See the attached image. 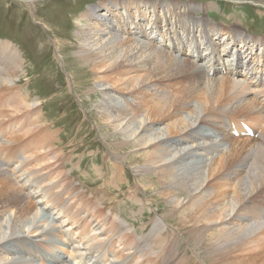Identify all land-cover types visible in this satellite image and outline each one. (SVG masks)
Instances as JSON below:
<instances>
[{
	"label": "bare ground",
	"instance_id": "1",
	"mask_svg": "<svg viewBox=\"0 0 264 264\" xmlns=\"http://www.w3.org/2000/svg\"><path fill=\"white\" fill-rule=\"evenodd\" d=\"M164 3L168 6L166 11H158ZM176 4V1L164 0H100L95 7L84 9L79 19H84L89 28L79 22L80 26L75 31L74 36L78 41L75 48L81 51L77 57L82 60L83 66L89 64L91 69L96 70L100 84L99 89L95 90L104 98L96 106L99 111L89 113L103 128L111 129V133L119 137L113 145L118 155L121 149L129 148L130 155L138 157L132 160L123 154L118 157L112 153L110 157L114 156L115 167L119 166L118 160L128 159L130 163H141L139 172L142 174L147 169L157 168V171L147 174L153 173L156 177V181H151L149 186H158V192L162 195L176 197L172 200L174 204L169 205L171 212L166 215V221L179 213L177 223H190V239L195 242L197 252L203 250L205 260L208 258L213 264L216 261L225 264H264V229L259 232L260 225L264 223L261 222L264 219V38H249L242 34L237 25L221 28L206 18L200 22L199 18L192 20L195 15L193 11L199 9L182 5L184 3ZM96 7L100 9L96 10ZM185 15V22H180L179 18ZM193 29L195 33L192 34ZM207 33L211 37L209 41H204ZM191 43L195 44L192 48L185 47L186 44L191 46ZM202 54L207 55V65L198 63L202 60ZM220 56L226 57V64L221 63ZM18 58L17 49L8 41L0 40V64L3 65L0 71V100L5 101L4 104L0 103V116L6 112L3 108H11L7 112L11 111L14 115L5 122L2 120L6 114L3 119L0 118V137L6 131L4 127H7L14 134L12 138L20 140L17 145L11 144V141L4 142L6 138L1 140L0 153L7 151L14 160L17 159L16 154L28 157L23 165H19V175L12 172L16 174L14 178L6 171L4 165L7 162L0 161V220L6 212L13 211V216L9 217V231L6 224L0 223V264L32 263L29 256L28 259H14L11 255L13 249H5L4 246L11 244L13 239L27 241L39 234V226L33 222L40 220V209L34 202L26 201L25 197L34 198L36 192L32 194L30 188L35 190L46 181L53 188L60 187L62 196L72 195L71 200L75 201L63 208L61 203L65 200L57 197L58 194L55 200L50 190L37 193L36 196L46 199L42 208H54L55 213L63 212V217L70 223L68 227L62 226L65 219L59 220L60 226L54 230L61 239L58 245L37 244L46 250L45 253L52 254L55 247L56 252L57 248H65L64 254L74 263L77 259H87L85 264H106L128 250L129 254L119 264H188L187 260L174 255L172 247L176 242L171 244L169 239L160 240L159 235L164 232L162 228L154 230L151 239V246H159V250L153 255L155 257L150 258V254L147 257L145 255L148 254L142 250L150 253V249L142 248L140 251V245L132 234L122 233L116 221L119 214L113 201L106 197L110 211L106 215L101 209H95L96 204H90L89 200L84 202L79 195L71 194L69 186L62 179L53 181L61 174L57 165L63 157L61 159L53 147L56 133L40 121L39 97L34 103V99L28 101L29 95H23L16 82H12V78L17 76L15 69ZM124 69L129 74H123V77L116 75ZM218 73L222 75L212 77ZM237 78L239 81L235 80ZM117 88L121 90L118 94L123 96L121 101L126 104L116 101L117 95L112 92ZM257 95L261 99L258 100ZM233 100L238 103L228 108L227 105H233ZM192 102L196 104L191 106ZM115 111H118L117 114ZM184 112H189V118L183 116ZM203 112L204 115L201 114ZM246 125L252 128V135L244 134L247 137L242 138L241 143L232 141V136H229L232 142L228 149L215 152L217 140L227 141L224 136L228 128L246 133ZM203 126H211L215 132H208ZM255 133L258 135L255 136ZM218 136L222 138L218 139ZM198 139H203L202 143L207 145L199 146ZM223 142L222 147L219 145L221 149L226 145ZM190 145L193 149L184 150ZM169 147L175 150L168 151ZM212 149L216 153L214 156ZM196 150H200L199 155L203 157L196 163V176L181 175L188 171L177 170L175 158L183 159L188 152L197 154ZM209 155L211 158L207 161ZM28 165L48 169V172L46 176L27 182ZM199 165H202V169L198 168ZM24 173L25 177L19 180ZM29 175L31 177V173ZM24 189L29 191L25 192ZM96 190L92 194L98 198L97 202L104 203L103 196L98 194L100 190ZM181 197L184 199L181 200ZM67 202L70 203L68 197ZM74 208L87 214L80 217V211L74 213ZM82 218V222H79ZM47 219H44L46 223ZM230 220L236 221L235 227L234 224L227 226ZM221 222L226 224L220 226ZM249 222H253L254 226L246 225ZM177 223L175 225L179 228ZM218 224L219 228L216 226ZM166 233L168 236L172 234L170 231ZM103 234H108V237L102 238ZM16 235L19 236L14 238ZM75 237L78 239L74 240ZM116 243L119 246L117 251L112 249ZM81 244L85 252L81 251ZM27 252L31 254L32 251L27 249ZM33 256L36 257V254ZM53 259L51 256L50 260L46 257L39 260L47 264Z\"/></svg>",
	"mask_w": 264,
	"mask_h": 264
},
{
	"label": "rangeland",
	"instance_id": "2",
	"mask_svg": "<svg viewBox=\"0 0 264 264\" xmlns=\"http://www.w3.org/2000/svg\"><path fill=\"white\" fill-rule=\"evenodd\" d=\"M164 1H171L174 3L176 1L178 3L176 4V6H179L180 3H184L182 5H189L192 9L198 8L199 10L193 11L195 12V15L192 20L196 21L199 18L200 22L202 21V19L206 18L209 19L208 21H210L211 23H215L216 26L221 28L230 27L231 25H237L239 30L242 31V34L248 35L249 38H264V0ZM99 2L100 0H0V40H6L8 41V43H10V45L14 46L17 49V57L19 56V58L17 59L18 64L15 69V73L17 74V76H14L12 78V82H16L17 86L20 88L21 93H24L23 95H29L28 101L31 102L30 99H34L32 101L34 103L39 97V107L41 111L40 113H42V115L40 116V121H42V125L44 124L46 126H49V130L56 133L53 147L54 149H57L58 155H61V159L62 157L63 159L62 162L59 161L61 164L58 162L57 165L60 166L59 168L61 169V174L56 178V180L53 181L58 182L59 179H62V181L69 186L68 190H71V194L79 195V197L82 198V201L84 200V202L89 200L90 204H96L95 209L98 211L99 209H101L106 213V215L110 214V211L107 208L109 206V202L106 200V197L108 198V200L110 199L111 201H113L114 208L119 214L118 219L116 220L119 223V228L122 229L121 231L123 234H132V237H134L138 241L137 244L140 245V251L142 250V248L150 249V253H147L146 250H142V252L145 251L146 254H148L145 256L148 257L150 254V256H152H149L150 258L155 257L153 255L157 253V251L159 250V246H151V239L152 236H154V230L162 228L164 232L159 235V238L160 240L169 239V242H171V244H175L176 242L175 246L172 247L175 256H177L178 258H182L183 260H187L186 262L188 264H213L208 258H206L207 260L204 259L203 250L199 253L197 252V248L194 247L196 246V244L190 239L189 235V233H191L189 228L190 223H177V221L179 220L178 218H180V216L178 215L179 213L176 217H171L172 219L169 218L166 221V215L168 216L171 212V207L169 205L174 204L172 200H174V198L176 197L162 195L160 192H158V186H149L151 181H156V177L153 173H149V175L147 174L148 172L157 171V168L152 167L150 170L147 169L146 173H144L143 171L142 174L141 172H139L142 168L140 162L133 161L134 163H130L128 159L125 160L123 158V160H120V162L118 160L119 166L115 167V165L113 164L116 163V160L113 159V155L112 158L110 156L112 153L114 155L117 154L114 151L113 145L117 140H119V137H115V135L111 133V129L103 128L89 113L90 111H94L93 113L98 112L99 110L96 106L100 102H102L104 98L102 97V94L98 93L97 90H95L99 89L98 84H100L97 78L98 74L96 70L91 69L89 64L83 66L81 64L82 60L77 57V54H79L81 51L79 50V48H75V44L78 43V41H76L74 35L77 27L80 26L79 22L82 25L83 23L86 24V21L84 19H79L81 13H84L86 8L89 6L95 7L99 4ZM167 8L168 6L164 3V5L161 6L158 11L164 12ZM95 9L99 10L100 7H96ZM186 16L187 15H185L184 18L180 17V22H185V20L187 19ZM172 24L174 25V20ZM84 27L89 28L87 24ZM176 30L181 32L179 28H176ZM147 31H149V29ZM191 33H195V29H193ZM210 37L211 35L207 33L204 41H206V39L209 41ZM208 44H210V42H208ZM187 46L189 48H192L193 43H191V46L189 44H186L185 47ZM206 56L207 55L202 54V60L198 61L200 65H207L208 59L205 58ZM220 59L221 63H225L226 57L220 56ZM1 68L3 69L2 64H0V71L2 70ZM126 70L127 69L121 70L120 74L116 75L119 77H123V74H129ZM221 75V73H218L217 75H212V77L218 78ZM239 78L235 80L239 81ZM88 90H90L92 93H90ZM113 91L114 92L112 93L115 96L117 95V97L115 98L116 101L118 102L120 100L119 102L122 103L123 100L121 101V99L123 98V96H120L118 94V92H121V90L117 88ZM144 95L145 94H142V97H144ZM145 96V98H147V95ZM256 98H258L259 100L261 99V96L257 95ZM0 103L4 104L5 101L0 100ZM231 103H233V105H227L228 108H233L234 105L238 102L233 100ZM122 104L126 103L123 102ZM195 104L196 102H192L191 106H194ZM10 109L11 108H3V111L6 112H3L1 114H3V116L4 114H6V118L4 117L5 119H3V116L1 115L2 117L0 116V118L3 119L2 122H5V120L9 121L11 119L9 118V116H14L11 111L7 112V110ZM117 112L115 111L116 114ZM201 114L204 115V112ZM183 116L189 118V112H184ZM141 117L142 116H140L139 118ZM203 127V129H207L208 132H215V129L211 126ZM4 128H6V131H3L1 133L3 134V136L0 137V141L6 138L5 140L8 139L7 141L4 140V142L6 143H10V141L11 144L16 143V145L20 143L19 139L12 138V135L14 134L8 131L7 127ZM228 129L226 131V136L221 134L222 136L226 137L224 139L227 141L223 142L222 140H217L218 144L215 145L217 151L215 152L221 153V150H223L222 152L226 151L228 149L229 143H231L232 141L241 143V139L247 137L244 134H249V132L247 131V133H239L235 135L231 130ZM200 132H202V130ZM10 133L11 135H9ZM256 135H258V133H255V136ZM229 136H232V141L229 140ZM217 138L220 139L222 137L218 136ZM262 139L264 140L263 136ZM202 140L203 139H198L197 144L199 146L207 145L203 144ZM222 142L223 144L226 143L223 149L220 148L222 147ZM219 145L221 146L219 147ZM188 148L193 149V147L190 145L186 146L184 150H187ZM171 149L174 148L169 147L168 151ZM178 149H180V151H183L182 147H179ZM129 151V148H125L121 149L120 153L131 158L132 160L138 159V157L136 158L130 155L131 153ZM196 152L197 154L188 152L185 157L182 156L184 157L183 159L181 158L178 160L177 158H175L177 162V170H180V172L183 170L188 171V173H181V175H189L190 177L196 176V163L200 162L201 159H203V157H201L202 155H199L201 151L196 150ZM215 152L212 156L216 154ZM119 155L117 154L118 157ZM15 157L17 158L16 160H14V157L7 151L0 153V161L7 162V164H5L4 166L8 175L12 178H14L16 174H20V171H18L19 167L21 166V164L23 165L28 160L27 155L24 154L20 156L16 154ZM172 158L173 157H170L169 159ZM206 158L207 161H210L211 157L209 155ZM201 167L202 165L198 166V168L202 169ZM17 171L19 174L17 173ZM12 172L16 174H13ZM47 172L48 169L41 170L39 169V167H31L30 165H28L26 173L27 182H30V179L33 178H41V176H46ZM30 173L31 177L29 175ZM149 176H151V178H149ZM24 177L25 173L21 176V178H19V180ZM46 182L47 183H42V186L39 185L34 188L35 190H32L30 188V192L32 194L36 192L34 198H31L29 196L25 197L26 201L29 200L32 203L34 202L36 204L35 206L40 209V220L35 219V221L33 222L34 224H38L39 234L30 237L27 241L23 240L19 242V240L13 239L11 240L12 245L6 243L4 248L13 249V253L11 255L14 259H18L19 257L20 259H28L27 257L29 256V258H31L32 260L31 264H42L39 260L40 257H46L48 260H50L51 256H53L54 259L49 261L47 264H85V260L87 261V259H77L74 263V260H72V258L69 259V256L64 254L65 248H57L56 252L55 247L54 252L52 254H49L45 253L46 250L39 248V245H37L40 244V242L49 246L58 245L61 239L57 236V232H55L54 230L58 228V226H60L59 220L61 221V219H65V216L63 217L64 214H62L63 212L55 213L56 209L54 208H50L53 211H51L49 208L46 209L47 207L45 209L42 208L43 206H45V203L43 201L45 198H39L38 196H36L37 193H43L44 191L48 192L50 190V194L52 195L53 199L56 200L57 197H62L63 199H60L65 200L62 201L63 203H61V206H64L63 208H65L66 206H71V204L75 201V199H73V201L71 200L72 195H68L67 197L70 200V203L67 202V197H65L64 195L63 197L61 195L62 191L60 187L53 188L50 182ZM97 188L98 190H96ZM100 188L104 189L101 190ZM94 189L96 190L95 192H98L100 190L98 194L100 193L99 196H103L105 200L104 203H99L100 201L97 202L98 198L94 197V195L92 194ZM135 190L136 192H134ZM24 191L28 192L29 190L24 189ZM22 194L24 195L23 191ZM182 199L184 198L181 197V200ZM64 202L68 204H65ZM74 209V213L80 211L78 212L80 217L82 215L84 217L87 214L85 212H82V210L80 209ZM9 211L6 212L3 216V219L0 220V223H2V225H7V231L10 230L9 217L13 216V211ZM45 217H48V223H46V220H44ZM82 220L83 218L80 219L79 222H82ZM230 221L232 223L228 222L227 226L232 227V224H234L235 227L236 221ZM263 221L264 219L261 220V222ZM67 222L69 223V220L65 219L62 226L68 227L70 223L68 224ZM175 223L178 224L179 228L176 227ZM225 224L226 223L223 224L221 222L220 226H224ZM30 225L31 224H29V227ZM246 225L254 226V223L249 222ZM216 226L217 228H219V224ZM260 227L259 232L261 231V229H264V223L261 224ZM166 231H170L172 234L168 236ZM18 233L19 231L17 232V234ZM25 233H27V230ZM19 235L21 236V234ZM19 235L13 237L16 238ZM101 237L106 239L108 237V234H103ZM159 238L157 236V239ZM77 239V237L74 238V240ZM114 245L115 247L113 246L112 249L117 251L119 248V246H117L118 243ZM67 246L68 245H66V247ZM82 246L83 245L81 244V251L85 252V249ZM25 247H28L27 249L32 251L31 254H28ZM34 253L36 254V257L33 256ZM128 254V250L122 251L119 258H111L110 261L106 264H117L118 262H122V260L126 258ZM7 259L8 258H6V260ZM90 264H92V262ZM215 264L225 263L221 261L217 263L216 261Z\"/></svg>",
	"mask_w": 264,
	"mask_h": 264
}]
</instances>
